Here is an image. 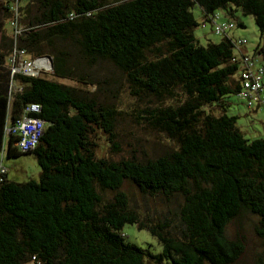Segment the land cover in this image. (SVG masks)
<instances>
[{"label":"trees","instance_id":"1","mask_svg":"<svg viewBox=\"0 0 264 264\" xmlns=\"http://www.w3.org/2000/svg\"><path fill=\"white\" fill-rule=\"evenodd\" d=\"M5 1L13 6L3 5L4 16L15 25L7 33L0 22V151L32 152L39 173L17 183L5 170L0 264H237L243 239L226 228L246 213L264 238V139L245 138L227 113L240 89L235 41L244 39L230 35L243 26L232 18L235 11L252 17L259 40L241 51L257 56L264 71V0ZM194 6L211 31L213 13L232 27L199 44ZM13 50L25 59L48 55L50 73H12ZM102 62L144 102L133 118L164 140L159 152L114 158L115 108L96 93L45 78L86 84L78 66ZM30 103L39 106L31 115L43 121L42 132L31 150L20 151L18 135L3 128ZM96 129L105 133L109 155L97 153ZM125 183L158 205L138 206ZM126 223L147 231L160 250L126 241ZM253 264H264V251Z\"/></svg>","mask_w":264,"mask_h":264},{"label":"rangeland","instance_id":"2","mask_svg":"<svg viewBox=\"0 0 264 264\" xmlns=\"http://www.w3.org/2000/svg\"><path fill=\"white\" fill-rule=\"evenodd\" d=\"M6 3L8 2L0 0V22H5L4 29L7 33H12V27L15 22L12 21L13 24L10 23L13 18L7 20L4 16L5 10H3V5ZM8 5L13 6L12 3H8ZM191 11L198 22V25L193 29V34L199 44L203 45L208 40L213 42L218 41L221 35L214 34L211 31V24L209 22L201 23L199 7L194 6ZM218 13L223 18L225 17L223 10H218ZM232 20L234 23L241 22L243 26L235 25L230 35L244 38L246 42L240 48L242 51L250 52L259 40L258 31L253 23L252 17L249 15L243 16L240 12L235 11ZM42 56L44 55L38 57ZM40 71L49 74L51 68ZM76 72L83 75L85 78L84 81H87L86 84L70 78H53L50 75L45 78L96 93L100 101L112 105L115 108L117 111L115 121L116 148L110 152L114 158L128 156L129 154L139 157L143 154L150 155L160 151L161 145L165 144L164 140L151 131V129L142 126L138 119L136 121L133 118L135 111L143 107L144 102L135 100L129 96L124 77L112 65L102 62L88 66L83 63L78 66ZM234 77L236 76L234 75ZM95 79L99 81L103 79L105 84L97 85L94 81ZM12 86L13 83L11 84ZM227 113L236 116V126L245 138L264 139V106L259 109L250 110L236 95H231ZM94 141L97 143L96 151L98 154L104 156L109 155L105 133L96 129L94 132ZM1 162L6 168V177L10 181L22 183L29 179L37 180L38 178L39 168L32 152H22L15 156H6L4 153ZM122 189L138 206L143 207L144 205H148L152 207L158 205L157 201L153 202L150 197L142 196L129 183H125ZM256 224L255 216L246 213L227 225L226 234L229 237H232L234 233H238L243 239L244 251L237 264H253L257 256L264 251V238L256 234ZM121 231L125 235V240L128 242H132L144 249L147 248L152 252H158L160 250L159 244L145 230H138L134 225L126 223L122 226Z\"/></svg>","mask_w":264,"mask_h":264},{"label":"built area","instance_id":"3","mask_svg":"<svg viewBox=\"0 0 264 264\" xmlns=\"http://www.w3.org/2000/svg\"><path fill=\"white\" fill-rule=\"evenodd\" d=\"M210 21L212 23V31L215 34L226 35L232 23L228 20H219L218 14L213 13ZM15 25V24H14ZM18 32V30H16ZM244 39H238L235 41V48L239 54V69L238 76L240 81V89L237 96L245 103L247 108H256L264 106V71L261 65L256 63L257 56L250 54H244L241 51V44ZM11 72H21L26 75H36L38 72H42V69H50L48 59L44 56L35 57L33 59H25L21 50L11 53ZM39 106L35 103H30L25 106L19 117L13 121L7 122L4 125V134H17V139L14 141V145L20 151L31 150L38 137L42 132L43 121L37 118L32 113H37ZM0 151V184L3 182V175L5 174V167L1 164ZM31 264V263H30Z\"/></svg>","mask_w":264,"mask_h":264},{"label":"water","instance_id":"4","mask_svg":"<svg viewBox=\"0 0 264 264\" xmlns=\"http://www.w3.org/2000/svg\"><path fill=\"white\" fill-rule=\"evenodd\" d=\"M44 57H46L48 59V62H49V66L50 68L52 67V63H51V59L48 55H44Z\"/></svg>","mask_w":264,"mask_h":264},{"label":"crops","instance_id":"5","mask_svg":"<svg viewBox=\"0 0 264 264\" xmlns=\"http://www.w3.org/2000/svg\"><path fill=\"white\" fill-rule=\"evenodd\" d=\"M252 49H253V47H252ZM7 178V177H6Z\"/></svg>","mask_w":264,"mask_h":264}]
</instances>
